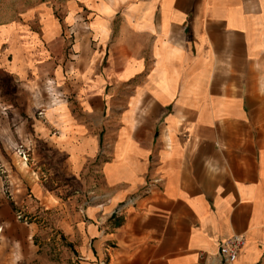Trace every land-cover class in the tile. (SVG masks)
<instances>
[{
    "label": "crops",
    "instance_id": "crops-1",
    "mask_svg": "<svg viewBox=\"0 0 264 264\" xmlns=\"http://www.w3.org/2000/svg\"><path fill=\"white\" fill-rule=\"evenodd\" d=\"M12 1L0 264L48 213L80 264H264V0Z\"/></svg>",
    "mask_w": 264,
    "mask_h": 264
},
{
    "label": "rangeland",
    "instance_id": "rangeland-1",
    "mask_svg": "<svg viewBox=\"0 0 264 264\" xmlns=\"http://www.w3.org/2000/svg\"><path fill=\"white\" fill-rule=\"evenodd\" d=\"M64 0H13L12 3L15 9L31 5L36 2H50L61 4ZM53 214L46 215L42 224V240H40L41 250L39 256L28 262L20 264H80V259H77L73 253L70 244L65 240L60 233L59 227L55 225Z\"/></svg>",
    "mask_w": 264,
    "mask_h": 264
},
{
    "label": "built area",
    "instance_id": "built-area-1",
    "mask_svg": "<svg viewBox=\"0 0 264 264\" xmlns=\"http://www.w3.org/2000/svg\"><path fill=\"white\" fill-rule=\"evenodd\" d=\"M21 149V148H20ZM16 151L20 154L22 158H26L25 152L21 149ZM243 244V237L239 235L232 236L231 238H228L218 245V256L220 259L225 262H233L237 256L238 251L241 248Z\"/></svg>",
    "mask_w": 264,
    "mask_h": 264
}]
</instances>
